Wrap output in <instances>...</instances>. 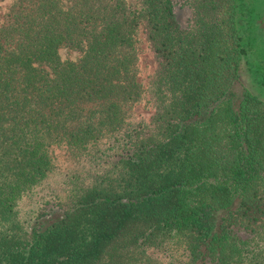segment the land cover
Returning <instances> with one entry per match:
<instances>
[{
    "label": "trees",
    "instance_id": "obj_1",
    "mask_svg": "<svg viewBox=\"0 0 264 264\" xmlns=\"http://www.w3.org/2000/svg\"><path fill=\"white\" fill-rule=\"evenodd\" d=\"M134 5L10 0L0 264H264V76L258 93L242 81H257L247 57L259 10L252 0ZM140 30L154 62L146 86ZM146 97L152 112L135 119ZM56 149L72 165L57 189L46 183Z\"/></svg>",
    "mask_w": 264,
    "mask_h": 264
},
{
    "label": "rangeland",
    "instance_id": "obj_2",
    "mask_svg": "<svg viewBox=\"0 0 264 264\" xmlns=\"http://www.w3.org/2000/svg\"><path fill=\"white\" fill-rule=\"evenodd\" d=\"M128 4L130 5V8H135L134 0H127ZM252 2L256 5L255 8L259 10V14L256 17L255 25H254V38L252 40V49L251 53L248 55V60L254 64V68L256 70V77L257 81L251 80V78L248 76V74H244L242 76V81L245 83V87L251 90L252 92L258 93L260 92L261 88L258 87V81L260 78L264 76V0H252ZM10 0L4 1L0 3V23L4 20L5 14L8 11ZM259 6V7H258ZM139 71H138V80L139 82L146 86L149 76L154 70V62L151 58V55L149 54L147 50V44L145 40L142 37L141 30L139 31ZM62 58H75L76 53L69 51L67 49H62L60 51ZM245 68H244V72ZM133 114L135 119H146L152 112L151 105L147 102L146 99L133 107ZM57 153V168L54 173L50 175V177L47 179L48 187L49 188H59L60 182L63 178L64 172H67L69 168L72 167V165L64 160V157L62 156L61 152L59 150H55ZM46 183L42 186V190L40 191L39 196H37L34 200L29 201L25 200L24 205L32 206V202H36L42 194L48 192V187L46 186ZM31 202V203H28Z\"/></svg>",
    "mask_w": 264,
    "mask_h": 264
}]
</instances>
